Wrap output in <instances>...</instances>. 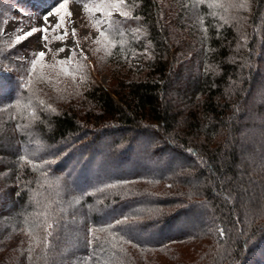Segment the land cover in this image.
Here are the masks:
<instances>
[{
    "label": "trees",
    "instance_id": "trees-1",
    "mask_svg": "<svg viewBox=\"0 0 264 264\" xmlns=\"http://www.w3.org/2000/svg\"><path fill=\"white\" fill-rule=\"evenodd\" d=\"M252 1L197 8L198 25L188 6L174 18L138 0L149 63L117 57L108 88L27 89L25 65L4 61L0 264H264V0Z\"/></svg>",
    "mask_w": 264,
    "mask_h": 264
},
{
    "label": "rangeland",
    "instance_id": "rangeland-1",
    "mask_svg": "<svg viewBox=\"0 0 264 264\" xmlns=\"http://www.w3.org/2000/svg\"><path fill=\"white\" fill-rule=\"evenodd\" d=\"M158 1H162L163 6L168 8L167 15L174 18H180L185 13V7L188 6V14L194 20L199 19L198 25L200 18L198 14L194 16L197 8L198 10L203 8V12L209 16L223 12L227 14L230 9L236 11L242 9L249 13L254 8L252 0H247V6L242 8L229 7V3H245V0H203V2L183 0L185 3L182 0ZM59 2L60 0H0V8L2 6L3 11L6 12L4 17L3 15L0 17V72H12L4 61L13 60L17 64L25 65L21 66L23 70L20 80L24 79L28 82L31 77L33 88L43 87L65 93L79 89L84 84L87 87L90 78H94L102 87L108 88L111 85L117 57L123 61L130 55L128 64L136 68L149 63L145 59L149 30L142 17L138 0H68V9L72 15L66 16L68 34L64 39L59 38L64 28L53 29L58 17H50L47 23L43 19L49 11L58 6ZM87 8H91L92 11L89 12ZM108 12H111L110 16L107 15ZM122 12H128L130 15L124 16ZM97 21H100L99 27L96 26ZM33 27L38 29L48 27V39H41L43 34L37 31L23 42L15 40L17 35H22ZM73 29L76 30L75 34ZM101 31L108 34L114 45L97 43L98 39L102 40ZM39 51L46 53L42 61L45 67L41 70L37 65L33 71L32 60L38 58L36 53ZM62 60L66 61L63 65L59 63ZM64 69L68 70L67 74ZM138 144H135L136 154L141 150H138L141 146ZM138 158H141V155ZM126 169L124 170L129 171L132 168ZM137 169H142L139 163ZM115 173L119 172H106L110 176ZM190 223L193 225L199 222H182L180 229Z\"/></svg>",
    "mask_w": 264,
    "mask_h": 264
},
{
    "label": "snow or ice",
    "instance_id": "snow-or-ice-1",
    "mask_svg": "<svg viewBox=\"0 0 264 264\" xmlns=\"http://www.w3.org/2000/svg\"><path fill=\"white\" fill-rule=\"evenodd\" d=\"M201 2H203V0H201ZM247 6V0H245V3H236V2H230L229 3V7H234V8H242V7H246ZM118 7V5H117ZM86 10H88L89 12L92 11L91 8H87ZM122 15L124 16H129L130 13L128 12H122L121 13ZM72 13L69 11L68 9V0H60L58 6H56L52 11H49L44 17V21L47 23L49 22V18L52 17V16H56L58 17V20L56 22V24L53 26V29H58V28H64V32L62 33V35L59 37L60 39H64L67 37V28H66V24H65V19H66V16H71ZM107 15H111V12H108ZM100 25V21H97L96 22V26L99 27ZM111 27V26H110ZM37 31H40L43 35L41 37V39H44V40H47L48 39V36H47V33L49 31V28L48 27H42V28H36V27H33L31 28L29 31H25L23 32L22 35H17L15 37V40L17 42H23L26 40L27 37H30L32 36L34 33H36ZM73 31V34H75V29L72 30ZM100 37L102 38L101 39H98L97 40V43H101V42H105L106 46L107 45H114V41H112L111 39H109L108 37V34L105 33L104 31H101L100 32ZM61 51L63 49H60ZM46 53L44 51H39L38 53H36V56L38 57L37 59H34L32 60V69L33 71H35L37 65L40 66L41 70H43V68L45 67V65L43 64V58L45 57ZM59 63L61 65L65 64L66 61H59ZM47 67H54V65H47ZM65 73L67 74V69H64ZM43 74V73H41ZM31 84H32V80H31V77H29L28 79V82L24 84V87L27 88V89H30L31 88ZM17 104H19V101H17ZM41 104H43V101H41ZM48 108H51V105H48ZM54 111V109H53ZM190 153L192 152V149H189L188 150ZM60 157H56V159H53V160H42L40 162V165L41 166H46V165H51V164H54L56 163V160L59 159ZM22 160H27L29 164H32L33 166H36V163L35 161H32V160H28V158L26 156L24 157H21ZM42 175L47 179V176H48V173L47 172H42ZM131 181H128V180H122V181H117L115 183H102V186L101 187H98L96 189V191L98 192H102L104 191L105 189H116L119 187V185L121 184H128L130 183ZM54 183L57 185V186H67V181L66 179L62 178V177H57L54 181ZM97 211H99V209H97ZM44 216H45V220H44V225H45V228L46 229H51L53 227V224L49 222V218H50V213L48 212H45L44 213ZM128 221H129V217L127 215H124L122 216L121 218L119 219H115L113 222L111 223H107V224H104V225H100V226H96V227H93V228H90L88 231L89 233H93L95 231H106V230H109V229H112L114 226H128ZM31 231V230H30ZM48 235H51V231H48L47 233ZM123 238V237H121ZM128 243H132L131 240H128Z\"/></svg>",
    "mask_w": 264,
    "mask_h": 264
}]
</instances>
